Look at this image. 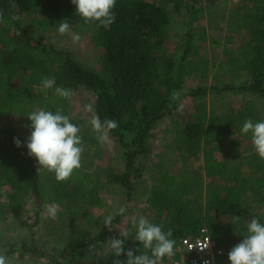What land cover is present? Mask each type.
<instances>
[{
	"label": "trees",
	"instance_id": "trees-1",
	"mask_svg": "<svg viewBox=\"0 0 264 264\" xmlns=\"http://www.w3.org/2000/svg\"><path fill=\"white\" fill-rule=\"evenodd\" d=\"M218 1L116 0L115 22L105 28L98 21L85 23L71 0H0L4 20L0 22V199L5 198L12 211L21 212L28 198L33 197V227L39 223L46 203L59 206L97 203L94 184L98 178L86 169L89 160L86 156L82 157V167L69 180L58 182L54 173L46 169L38 171L37 160L28 155L23 138L2 125L11 116H24L32 131L28 114L40 108L55 113V108L60 107L63 114L70 116V99L56 95L55 88L44 89L41 80L45 77L54 76L55 87L91 91L101 121H117L118 127L109 134L124 150V171L111 172L110 179L126 189L129 198L136 191V182L144 176L143 160L151 154L154 130L179 110V99H171L173 91L193 99L212 93L249 94L264 100V0H257L261 3L259 11H237L240 21L236 27L247 32L248 40L236 56L227 60L229 70L244 73L249 80L192 89L183 87L191 77L206 81L216 64L207 55H195L192 39L193 25L212 13ZM170 6L184 18L186 30L173 53L167 46L174 27ZM14 16L20 19L13 20ZM28 18L45 26H55L65 19H80L92 28L93 42L102 50L101 69L86 65L70 51L58 50L33 36L25 26ZM37 88L45 93H37ZM256 117V102L247 100L236 112L212 111L204 121L191 117L188 122L177 121L165 129L171 137L166 149L193 158L202 152L205 176L218 181L203 199L192 195L193 185L187 178L163 169L158 171L146 203L157 215L154 224L163 225L165 232L172 229L176 241L174 257L180 240L197 236L203 226L208 227L211 237L227 251L228 257L229 251L246 234L247 222L256 218L264 223V159L259 154H254L253 159L246 158L251 167L248 173L245 162L231 164L220 160L211 149L214 144L223 145L228 137L241 133L244 121ZM14 138H19L21 147L16 146ZM234 216L241 217L238 224H233ZM106 230L109 231L107 227ZM101 239L102 234L95 241ZM128 249H133L134 255L144 251L135 239L125 240V251ZM31 251L34 249L23 244L20 257ZM79 251L80 245L75 242L65 247V255L70 257L67 264L75 263ZM170 258L164 257L159 264ZM114 259L117 258L111 253L107 264H113ZM118 259L126 261L127 256L122 254Z\"/></svg>",
	"mask_w": 264,
	"mask_h": 264
},
{
	"label": "rangeland",
	"instance_id": "rangeland-1",
	"mask_svg": "<svg viewBox=\"0 0 264 264\" xmlns=\"http://www.w3.org/2000/svg\"><path fill=\"white\" fill-rule=\"evenodd\" d=\"M262 4L264 5V1ZM260 6L261 3L257 0H219L212 13L205 15L193 25L192 40L195 55H207L216 64L212 66L210 77L206 81H202L199 77L188 78L183 85L185 89L200 85L239 84L249 80L248 75L229 70L227 60L231 56H236L248 40L247 32L236 27L240 21L238 12L245 13L251 10L256 12L259 11ZM170 14L174 27L167 39V46L173 53L186 30L183 26L184 18L177 15L171 6ZM68 21L72 29L69 34L64 35L59 34L58 24L45 26L42 22L28 18L25 26L42 42L58 50L70 51L76 59L100 70L99 56L102 50L93 42L92 28L80 19ZM75 34L80 36V40L74 44L72 36ZM15 84L18 86L16 81ZM36 92L44 94L45 90L37 88ZM73 92L74 95L70 98V117L71 121L81 128L84 148L82 157L86 156L89 159L86 169L98 178L94 184L98 194L97 203L93 206L82 202L77 206L65 204L59 207L55 219H52L46 210L53 202L46 203L42 206L39 223L33 227L35 222L33 197L28 198L21 212L12 211L8 201L5 198L0 199V253L8 257L9 264H67L70 257L65 255V247L72 242L80 245L74 264H107L112 252L106 244L110 237L122 238L119 237V228L130 229L132 236L128 239H134L135 229L131 224L133 218L138 219L143 215L151 223L156 221L157 215L147 205L146 198L157 180L160 169L187 178L193 185L194 197L201 196L206 199L210 189L218 182L205 176L202 152L198 157L193 158L184 152L166 149L165 145L171 142V137L165 133L167 127L173 126L177 121L188 122L191 117L204 121L212 111L236 112L244 107L247 100L256 102L257 117L253 122L264 120V100L255 95L211 93L193 99L179 93V110L173 116L162 120L154 130L150 141L151 154L143 160L146 164L144 176L136 182V191L129 198L127 190L110 179L111 172L120 174L124 171V150L110 134H108L109 141L101 145L97 140V133L89 123L91 116L97 115L95 95L85 88ZM86 104L93 105L94 113L83 110ZM2 125L6 130L21 136L27 144L31 130L27 127L26 117L11 116L8 120H3ZM211 149L220 160H226L231 164L238 161L245 162L247 164L244 165L245 171L248 173H251L250 162L245 159L249 156L253 159L252 156L258 154L252 144L250 133L230 136L223 145L216 143ZM38 168H41L39 164ZM121 207L126 209L123 215L118 214ZM109 214L114 216L115 227L111 231H107L104 226V218ZM24 222L28 225H24ZM100 234L102 239L96 242L95 238ZM23 244H27L34 251L26 253L25 257L21 258L20 248ZM175 257L172 256L169 260Z\"/></svg>",
	"mask_w": 264,
	"mask_h": 264
},
{
	"label": "clouds",
	"instance_id": "clouds-1",
	"mask_svg": "<svg viewBox=\"0 0 264 264\" xmlns=\"http://www.w3.org/2000/svg\"><path fill=\"white\" fill-rule=\"evenodd\" d=\"M76 6V11L85 23L98 21L105 28L115 22V13L113 9L116 6V0H71ZM13 20H19L18 16L12 17ZM0 22H4L3 13L0 12ZM72 26L67 19L58 23V32L61 35L69 34ZM80 36H72V42H79ZM44 89L55 88V94L64 99H70L74 92L71 89L55 87L56 79L54 76L45 77L41 80ZM179 93L173 91L171 99H179ZM171 107V105H169ZM83 110L88 113H94L93 105H84ZM31 121V135L28 138L26 147L28 155L34 156L41 166L40 169L54 173L58 182L69 180L74 171L82 167V155L84 152L83 138L81 128L71 121L69 115L63 114V109L55 108V113L46 108L32 111L28 114ZM89 123L97 133L98 142L103 145L109 141V132L118 127L114 119H101L93 114ZM242 134H251L252 144L264 159V120L254 123L251 118L244 121L240 129ZM17 147L22 146L19 138H14ZM38 169V171L40 170ZM59 205L52 203L47 207V213L55 219L59 212ZM126 209L119 208L118 214L123 215ZM114 216L109 214L104 218V226L111 231ZM241 217L234 216L233 224H238ZM132 228L135 229L134 239L143 246L144 251L140 255H134L133 249L125 251V240L132 236V231L127 228H119V237H110L106 246L117 258L113 264H159L164 257H172L175 254L176 241L173 239L172 229L166 232L163 225H156L141 215L139 218H133ZM204 247H200L204 250ZM135 251H140L136 249ZM150 253V254H149ZM122 254L127 256L126 261L118 259ZM230 264H264V223L253 218L246 223V234L240 243L234 246L228 253ZM0 264H9V259L5 254L0 253ZM204 264H209L205 261Z\"/></svg>",
	"mask_w": 264,
	"mask_h": 264
},
{
	"label": "built area",
	"instance_id": "built-area-1",
	"mask_svg": "<svg viewBox=\"0 0 264 264\" xmlns=\"http://www.w3.org/2000/svg\"><path fill=\"white\" fill-rule=\"evenodd\" d=\"M207 244L208 247L201 250L200 247ZM177 253L178 257L160 264H204L205 261L209 264H230L227 251L211 237L206 226L201 228L197 236L181 239Z\"/></svg>",
	"mask_w": 264,
	"mask_h": 264
}]
</instances>
